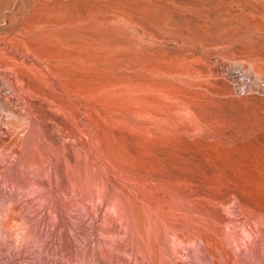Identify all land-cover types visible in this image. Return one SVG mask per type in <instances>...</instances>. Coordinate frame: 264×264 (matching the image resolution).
<instances>
[{"label": "rangeland", "instance_id": "374dc122", "mask_svg": "<svg viewBox=\"0 0 264 264\" xmlns=\"http://www.w3.org/2000/svg\"><path fill=\"white\" fill-rule=\"evenodd\" d=\"M0 264H264V0H0Z\"/></svg>", "mask_w": 264, "mask_h": 264}]
</instances>
